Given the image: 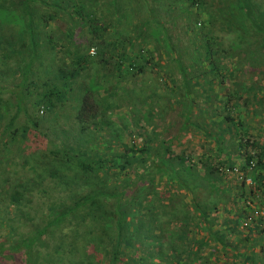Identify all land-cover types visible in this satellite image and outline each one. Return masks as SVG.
Wrapping results in <instances>:
<instances>
[{
  "label": "trees",
  "instance_id": "16d2710c",
  "mask_svg": "<svg viewBox=\"0 0 264 264\" xmlns=\"http://www.w3.org/2000/svg\"><path fill=\"white\" fill-rule=\"evenodd\" d=\"M257 46L264 0H0V264H264L234 255L264 207ZM152 75L172 83L160 111ZM169 115L174 143L156 131ZM185 132L202 155L176 154Z\"/></svg>",
  "mask_w": 264,
  "mask_h": 264
},
{
  "label": "rangeland",
  "instance_id": "374dc122",
  "mask_svg": "<svg viewBox=\"0 0 264 264\" xmlns=\"http://www.w3.org/2000/svg\"><path fill=\"white\" fill-rule=\"evenodd\" d=\"M220 21H221V23L227 22L228 21V13H223L222 16H221ZM244 22H245V20H244L243 16L242 17L241 16L237 17V19L234 18L233 21L231 22V24L235 25L236 28L232 29V31L235 32L236 29L242 28V30L244 31L243 34H246V36H248L250 32L248 31V29L246 27H244V24H243ZM182 24L183 23L181 21H179L178 25L175 26L173 33L175 35H180V36L183 35L180 38L182 39V45L186 46L188 44L187 43V39H189V38H188V36L184 35V33L182 32L183 31L181 29V25ZM234 32L230 33V35L232 36V34ZM225 34H227V33H225ZM235 34H236V32L234 33V35ZM190 35H193V34H190ZM257 48H258V46H257ZM248 49L249 48H247V46H246L245 50H248ZM249 53H250V56L249 57L247 56L246 58H242V60H244V62L246 64H248V62H250L251 66H254L253 64H255L256 59L258 60L260 58H264V49L261 48V46H259V48L256 51L255 50H253V52L249 51ZM261 70L262 71L264 70V65L261 67ZM248 71H252V70L249 69ZM256 74L253 75L252 77H256V81L258 83H260L261 82V77H260V75L257 76ZM173 77H174V75H173ZM174 79H177V84L179 86L180 85L181 76L178 73H176ZM166 86L172 87V83H169V84L165 85V83L163 82L162 86H161V84L158 81V78L155 77L154 75H152V77L149 78V82L146 85V87L148 89L147 90L145 89V91H147V93H148V90H153V92L156 93L155 94L156 95V98H155L156 100L154 102L156 103V105H158L157 108L160 106V108L158 109L159 111L164 109L165 105H166V97L164 95L165 94L169 95L167 93L166 89H165ZM172 98H173V100L175 99L176 101L179 100V98H177V97L175 98V96H172ZM174 103H176V102H174ZM170 105L171 104H167V108ZM118 113H119V115L115 116L113 118V124L114 125H118V128H119V141L121 143L125 144V143H128V142L131 141V128L133 127V122H131V117L130 116H126V113H124V112H122V113L118 112ZM160 113H162V112H160ZM169 117L171 118L170 115H169ZM170 118L167 119L166 121L170 122V120H171L172 122H175V124H176V119L175 118H171L170 119ZM168 124L169 123H167L166 125H164L163 123H158V125H157L158 127H156V131L161 133V135H162V132L164 130H167V133L165 134V136L162 135L161 138L164 139L165 141H171L172 143H174V139H175L174 135L178 134V129H179V125L180 124H176L172 128H169ZM137 133H138V135L141 136V138H139L137 136L136 140L140 141L142 138L145 139L147 136L152 135V129L151 128H147V125L144 122H142V123H140V128L138 129ZM196 135H197L196 132L195 133H186L185 132L183 134H180V143H181V145H180V147H178L176 149V154H180V152H182V151H188L190 153V155L193 154V153H195L196 156L202 155V153H204V152L201 149L199 137L197 138ZM228 154H231V153H230V151L226 150L225 151V156H224L223 159H226L228 157ZM230 237H231V239H234V236L231 235ZM234 255H236V254H234ZM244 259H242V261H244ZM221 260H222L221 264H223L224 263V261H223L224 258L222 257ZM234 261H235L234 264H237L238 260L235 259Z\"/></svg>",
  "mask_w": 264,
  "mask_h": 264
},
{
  "label": "crops",
  "instance_id": "0c3cea01",
  "mask_svg": "<svg viewBox=\"0 0 264 264\" xmlns=\"http://www.w3.org/2000/svg\"><path fill=\"white\" fill-rule=\"evenodd\" d=\"M260 194H261V198L258 199V202L262 204L261 201H264V190L260 191ZM243 220H244V216L237 221L238 223L237 231L239 232L238 233L239 239L237 242H238L239 250L236 255L238 256L242 253H246V251L249 250L247 251V253L249 252V255L256 258L257 262H261V260H264V240L260 239L258 235L256 236V238L258 237L259 240H256V238L254 237H249L247 239L248 235L245 233V231L241 229ZM262 229L263 228L259 227V230Z\"/></svg>",
  "mask_w": 264,
  "mask_h": 264
},
{
  "label": "built area",
  "instance_id": "2783aa9c",
  "mask_svg": "<svg viewBox=\"0 0 264 264\" xmlns=\"http://www.w3.org/2000/svg\"><path fill=\"white\" fill-rule=\"evenodd\" d=\"M247 184H248V185H252V184H253V183H252V180L249 179V180L247 181ZM249 206H251V209L256 210V207H255V206H252V205H250V204H249ZM259 216L262 217V218L264 219V207H263L261 210L256 211V213H255L254 216L250 215V217L244 219V220L242 221L241 229H242L243 231L251 230L252 227L254 226V220H255V218H256V217H259Z\"/></svg>",
  "mask_w": 264,
  "mask_h": 264
}]
</instances>
